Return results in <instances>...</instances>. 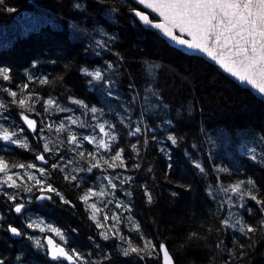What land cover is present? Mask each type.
<instances>
[{
	"label": "trees",
	"instance_id": "16d2710c",
	"mask_svg": "<svg viewBox=\"0 0 264 264\" xmlns=\"http://www.w3.org/2000/svg\"><path fill=\"white\" fill-rule=\"evenodd\" d=\"M77 3L79 8L74 6ZM5 6L16 11L8 12L0 7V66L11 69L13 80L9 84L0 79V87H11L19 92L17 85L28 82V75L36 80L48 79V84L42 85L36 80L29 83L28 91L40 97V102L35 104L34 112L25 114L37 121L38 128L53 122L59 124L69 115L79 117L86 125H95L93 114L71 103L70 96L82 100L89 108L103 109L101 122L107 120L116 125L117 143L125 149L127 164V168L102 166L89 172L87 169L93 161L87 153L95 152V146L83 141L79 151H83L85 157L81 158L72 150L73 146L67 144V132L57 135L45 127L44 136L63 143L53 147L52 153H45L48 164L42 166L35 155L43 151L44 141L24 125L19 115L22 109L11 103L12 98L7 93L0 92V102L7 105V110L0 109V117L7 120L0 119V123L10 130L24 127L21 135L28 138L30 145L25 150L0 141V156L10 162L35 163L47 168L48 183L71 202L65 204L55 193H47L52 199L38 203L37 197L42 194L38 187L28 192L3 185L0 236L4 238L0 242V259H4L5 264H11V260L13 264H39L48 259L45 247L23 246L10 238L6 224L13 219H21L26 227L30 222L43 220L46 225L60 229L67 243L71 240L69 230L73 224L78 227V223H90L86 233L80 227V238L88 246L82 247L80 252L90 264L94 261L89 254L98 258L95 264H158L155 257L140 260L135 254L123 256L118 245H127L118 237L104 240L100 235L104 229L96 228L99 235L94 234L96 223L90 219L91 210L79 197L88 188L99 191L107 187L108 181L103 179L106 176L113 177L117 187L108 188L113 194L105 197V201L110 199L112 203L98 204L103 209L98 218L103 221L107 214L106 226L112 227V214L119 216L116 226L120 232L124 229L125 237L133 243L142 244L139 234L132 230V221H135L144 236L157 245L163 242L168 246L176 264H264V227L260 225L264 213L260 206L245 199V208H241L236 196L222 191L235 179L251 178L264 197L262 99L203 57L187 54L144 28L132 12V8L139 9L132 0H6ZM109 64L113 65L111 69ZM82 68L105 72L106 79L112 82L113 96L107 95L104 81L89 83L91 77L84 75ZM130 84L134 85L131 89ZM149 89L159 94L160 101L148 94ZM133 96L136 97L134 102ZM49 97L72 112L45 113L43 101ZM141 113L145 114L141 116ZM121 117L125 119L124 124L120 123ZM169 120L171 124L167 123ZM137 124L142 134L139 137L128 135ZM144 129H154V132ZM72 131L78 136L96 134L99 138L98 128L93 133L89 127L72 125ZM169 135L177 137V144L167 139ZM132 144H136L138 154L132 151ZM111 154L100 150L105 158ZM252 155L256 156L255 160L251 159ZM60 156L71 162L64 163ZM194 162H199L205 172L197 169ZM53 163L67 164V167L62 172L52 169ZM24 171L13 169L21 177ZM65 175H74L77 179L66 180ZM125 177L131 179L122 183ZM17 182L32 185L26 178ZM209 187L225 201L222 216L216 215ZM145 189L151 192L152 203L147 201ZM4 192L15 194V203H24L25 210L16 213L14 202L8 200ZM229 196L233 197L234 206L227 203ZM118 203L121 207H117ZM249 207L252 214L246 210ZM241 218L247 224H255L257 231L245 236L222 224L225 219L236 223ZM239 227L237 224L236 228ZM192 232H198L199 236L190 239ZM31 233L34 240L40 237L34 229ZM90 235L97 240L90 241ZM112 239L117 240L116 245ZM105 254L110 259H104Z\"/></svg>",
	"mask_w": 264,
	"mask_h": 264
},
{
	"label": "snow or ice",
	"instance_id": "6c2138e0",
	"mask_svg": "<svg viewBox=\"0 0 264 264\" xmlns=\"http://www.w3.org/2000/svg\"><path fill=\"white\" fill-rule=\"evenodd\" d=\"M136 3L142 5L145 9L151 10L152 13L159 17L158 20L152 19L147 12L132 8L134 15L138 17L144 25L158 29L164 36L174 41L176 44L184 46L186 50H193L206 54L241 85L249 86L260 96L264 97V0H136ZM5 5L6 0H0V7H3V10L8 12L16 11L15 8L6 7ZM74 6L77 8L80 7L78 3ZM112 67L113 65H108L109 69ZM81 72L91 77L89 83H91L92 80L104 81L107 85V95L113 96V85L110 80L106 79L105 72L100 69L89 70L88 68H82ZM0 79L10 84L13 80L11 69L0 66ZM34 80H36V78L28 75V82L17 85L19 92L13 90L11 87H0V92L7 93V95L12 98L11 103L22 109L19 115L24 125H26L27 129L32 133H35L40 140L44 141L42 145L43 151L37 152L35 155L37 161L47 165L48 159H46L45 153H52L53 147L62 145L63 143L59 139L52 140L44 136L43 132L46 127L49 132L54 130L57 135L67 132V144L73 146L72 150L77 152L78 156L81 158L85 157V153L79 151L83 141H87L89 144L95 146V152L87 153V156L93 161L87 171L91 172L93 168H101L102 166H106V168L110 169L127 168L125 149L119 147L117 143L118 134L115 131L116 125L107 120L101 122L100 117L103 116V109H97L94 106L89 108L82 100L70 96L69 100L71 103L79 105L87 112L93 114V119L97 121L96 124L86 125L79 117L69 115L61 120L59 124L53 122L38 128L37 121L25 114L34 112L35 104L40 102V97L28 91L29 83H32ZM36 82L42 85L49 83L46 77L39 78ZM133 87L134 85H129L130 89ZM148 94L160 101L159 94L152 89L148 90ZM132 99L134 102L136 97L133 96ZM43 104L45 113H50L52 111L72 112V109L60 106L59 102L51 97L44 100ZM159 106L160 104L157 105V107ZM0 109L7 110V105L0 102ZM97 113H99V115H97ZM36 114L39 115V113ZM144 114L145 113H141V116ZM0 119L7 120V117H0ZM128 122L130 125V117L128 118ZM41 123H43V121H41ZM120 123H125L124 117L120 118ZM141 123H143V121H141ZM167 123L171 124V120L167 121ZM72 125H76L78 128L89 127L92 129L93 133H95V130L98 128L99 138L96 134L78 136L72 131ZM16 127L18 131L10 130V127H6L4 123H0V141L28 150L30 148L28 138L21 135L25 132V128ZM144 131L154 132V129H144ZM141 134L142 128L140 124L131 127L128 133V135L133 137H139ZM155 138V135H153L152 139ZM167 139L171 141L173 145L177 144V137L175 135H169ZM144 142L147 143V140ZM137 143H139V140H137ZM131 148L133 152L138 154L136 144H132ZM100 150L112 154L105 158L100 155ZM58 151L59 148H57V152ZM59 159L63 161L65 157L60 156ZM251 159L255 160L256 156L252 155ZM70 162L71 161H69V163ZM194 166L201 172H205V169L199 162H194ZM50 167L63 172L67 164L62 166L59 163H53ZM135 167H139V165H135ZM13 169H24L23 177H21L20 173L13 172ZM73 170L76 171V169ZM218 170L224 171V169ZM36 173H39V176H37ZM49 175L47 168L38 167L35 163L24 164L10 162L5 159V157L0 156V185H6L8 188L12 189L23 188L24 191L28 192L32 191V187H38V191L41 192L42 195L37 197V199L51 200V196L44 195L43 193H55L56 196L60 197L63 203L70 204L71 202L69 200L65 199L52 184L48 183L47 177ZM23 178L32 182V185L29 186L27 183L21 184L17 182ZM64 178L73 181L77 179L74 175H65ZM104 179L108 181L107 187H101L99 191L95 188H88L79 197L87 208L91 210L90 219L96 223L97 228L104 229V231L100 233L103 239L109 240L110 238L118 237L123 244L127 245V247L118 245L121 254L125 257L135 254L140 260H144L145 257H155L157 258L158 264H175L167 245L163 242L157 245L152 239L144 236V234L140 232V225L135 221H132V230L139 234L142 244L133 243L131 239H128L120 232L119 228L116 226L120 221V217L116 214L113 213L111 216L114 222L112 227L106 226V222L109 219L107 214H104L103 221L98 218L99 214L103 212V209L98 207V204L107 206V204L112 203L110 199L105 201V197L113 194L108 191V188L115 190L117 187L116 183L113 182V177L106 176ZM130 179L131 177H125L122 183ZM0 191H3V189L0 188ZM222 191L226 194L231 193L236 196L240 201L239 207L245 208V198H247V200L254 201L257 206H260V211L264 213V197L260 195L261 189L253 179L249 178L247 181H237L227 187H223ZM144 194L147 201L152 203L153 196L151 192L145 189ZM4 195L7 196L8 200L14 202L13 210L16 213H22L25 210L24 203H15V194L9 195L7 192H4ZM173 195L176 194L173 193ZM227 203H229L230 206H234L231 196L228 197ZM117 207H121V205L118 203ZM127 210L130 211V209ZM246 210L249 214H252V208L249 207ZM129 220L131 221V217H129ZM222 224L226 228L236 229L245 236H247L248 233L257 231L256 227L245 223L242 218L238 219L236 223H230L228 219H225L222 221ZM237 224L240 225L238 229L236 228ZM260 225L264 227V220L260 221ZM27 227L39 230L40 232L47 231L54 233L61 241H64V244L57 243L51 236L45 238V244H42L39 238L34 240L36 246L41 248L47 247L48 254L57 264H65V262L66 264H90L88 258L77 249L65 247L67 241L60 229L51 225H45L43 220L30 222ZM8 231L14 236L23 235L20 229L12 227L11 225H9ZM198 236V232H192L189 238L192 239ZM29 239H32V237H29ZM243 247L244 245H241V248ZM241 255H243V253H241ZM17 259L19 260L20 258L17 257ZM104 259H110V256L105 254ZM0 264H5V260L0 259ZM91 264H95V262H91Z\"/></svg>",
	"mask_w": 264,
	"mask_h": 264
},
{
	"label": "flooded vegetation",
	"instance_id": "af4514ba",
	"mask_svg": "<svg viewBox=\"0 0 264 264\" xmlns=\"http://www.w3.org/2000/svg\"><path fill=\"white\" fill-rule=\"evenodd\" d=\"M43 201H50V200H42V201H39L38 203H41ZM55 221L58 222V219H55ZM44 224L46 225V222L45 221H44ZM9 225H11L12 227H16V228L20 229L21 232L23 233V235H21V236H14L10 231H8ZM6 226H7L6 227L7 232H8V234H9V236H10V238L12 240L20 241L21 243H23V246L29 245V244H34L35 245L34 239H29V237H33L32 236V233H31V229L32 228L27 229V227L25 226L24 222L21 219H13L9 223H7ZM88 226H90V223H82V224L78 223V227L77 226H74V224H73L71 226V230H69V232L71 234V240L65 245V247L66 248H69V249H72V248L77 249L79 252H80V249L82 247H88V246H86V243L83 241V239L80 238V231H81L80 227L83 228L82 231L86 233L89 230ZM93 227H94V230H93L94 231V234L96 236H98L99 235V232H96L95 231V229L97 228V226L93 225ZM66 230H68V229L66 228ZM36 232L40 235V237H38V238L41 240V243L42 244H45L46 243L45 238L48 237V236H52L57 243L64 244L62 241H60L58 239L57 236L54 235V233L47 232V231L46 232H40L39 230H36ZM121 233L125 236V234H124L125 233V230L124 229H122ZM2 238H4V236H0V242H1ZM89 238H91L90 241H94V239H95L92 235H90ZM95 240H97V239H95ZM112 242L115 245L117 244V240L112 239ZM2 243L4 244V243H6V241L5 242L3 241ZM32 253H34V252H32ZM45 253H47L46 254V256L48 258L47 259V262L46 263H41L40 262L39 264H57V262H55L51 258H49L48 249H47L46 246H45ZM32 259L35 260L33 258V256H32ZM13 262H14V260H11V264H13ZM32 263L33 264H36L34 262H32ZM65 264H66V262H65Z\"/></svg>",
	"mask_w": 264,
	"mask_h": 264
},
{
	"label": "water",
	"instance_id": "95a60500",
	"mask_svg": "<svg viewBox=\"0 0 264 264\" xmlns=\"http://www.w3.org/2000/svg\"><path fill=\"white\" fill-rule=\"evenodd\" d=\"M132 1L136 3V0H132ZM136 4L138 5L140 11L147 12V13L149 14L150 18L155 19V20H158V19H159V17H157L154 13H152L151 10H149V9H145L142 5H139L138 3H136ZM136 18H137V20L139 21V23H140L144 28H147V29H150V30L154 31V32L157 33L159 36H161L163 39H165V40H166L171 46L176 47L177 49H180L181 51H183V52H185V53H187V54H190V55H197V56H201V57H203L205 60L209 61L210 63H212V64H214L216 67H218V69H219L221 72H223L226 76H228V77H230L231 79H233V80H234L236 83H238L241 87L249 89L253 94H255L257 97H259L260 99H262V100L264 101V97L260 96L258 93L255 92V90L251 89L249 86L241 85L238 81L235 80V78L231 77L227 72H225L222 68H220V66H219L218 64H216L215 61L211 60V58L208 57L206 54H204V53H200V52H195V51H193V50H186L184 46L178 45V44H176L174 41H171L169 38H167L166 36H164V34L161 33L158 29L150 28V27L144 25L143 22H141V21L139 20L138 17H136ZM186 38H187V37H186ZM38 162H39V164H41L42 166H47V165L42 164L40 161H38ZM43 194H44V195H49V196H51L50 194H47V193H43ZM41 195H42V194H41ZM39 196H40V195H39ZM39 196H38V197H39ZM39 201H42V200L37 199V202H39ZM51 237H52V236H51ZM52 238H53V237H52ZM53 239H54V238H53ZM167 247H168V246H167ZM169 251H170V250H169ZM170 253H171V252H170ZM171 254H172V253H171ZM172 256H173V255H172ZM49 258H51L50 255H49ZM173 259H174V261H175L174 256H173ZM175 264H176V262H175Z\"/></svg>",
	"mask_w": 264,
	"mask_h": 264
},
{
	"label": "rangeland",
	"instance_id": "374dc122",
	"mask_svg": "<svg viewBox=\"0 0 264 264\" xmlns=\"http://www.w3.org/2000/svg\"><path fill=\"white\" fill-rule=\"evenodd\" d=\"M134 14V13H133ZM57 146H55V148H56ZM69 160H64V163H66V162H68ZM104 179V178H103ZM237 181H239V179H235V180H233V183H236ZM2 186L3 185H0V188H2ZM210 188V190H211V193H212V198H213V200H214V202H215V206H216V215H219V216H222L223 215V209L225 208V201L224 200H220L217 196H216V194L213 192V190H212V188L211 187H209ZM231 198H232V200H233V197L231 196ZM245 199H247V198H245ZM244 210L245 209H242V211L244 212ZM253 226H255V224H253ZM90 250L88 249V252H89ZM90 257H91V261H94V262H96L97 260H98V258L96 257V256H94V255H90Z\"/></svg>",
	"mask_w": 264,
	"mask_h": 264
}]
</instances>
